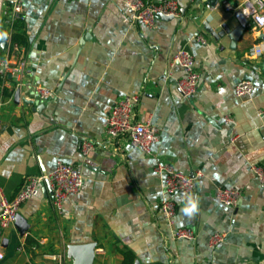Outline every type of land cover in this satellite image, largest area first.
<instances>
[{
    "label": "crops",
    "instance_id": "0c3cea01",
    "mask_svg": "<svg viewBox=\"0 0 264 264\" xmlns=\"http://www.w3.org/2000/svg\"><path fill=\"white\" fill-rule=\"evenodd\" d=\"M177 1L180 16L146 27L125 19V0H22V18L14 17L12 0H0V33L7 34L0 36V59L17 44L12 59L23 53L29 63L22 87L0 76V209L3 195L14 197L28 176L51 173L58 160L77 166L84 180L61 207L43 182L19 210L29 223L26 233L18 225L4 232L0 264H59L61 256L63 264H74L69 245L90 242L97 244L94 264H123L127 253L134 264H264V182L252 168L264 167V60L248 54L261 36L248 23L236 45L228 34L215 39L204 29L205 17L213 16L215 31L224 23L235 31L237 10L219 0L204 4V16L194 19L206 0H193L185 12L191 0ZM199 33L207 43L198 41ZM180 49L194 54L201 73L191 98L177 87L183 68L171 66ZM247 78L255 90L239 98L235 86ZM37 87L52 94L41 99ZM133 94L141 95L137 115L160 131L152 154L127 136L105 135V116ZM226 116L235 122L226 123ZM83 139L95 144L87 155ZM159 161L203 176L191 193L166 194ZM219 186L242 189V202H220L213 195ZM189 196L199 198L192 218L182 212ZM167 198L177 206L173 223L161 209ZM177 227H192L197 237L175 239ZM215 232L228 237L212 248Z\"/></svg>",
    "mask_w": 264,
    "mask_h": 264
},
{
    "label": "built area",
    "instance_id": "2783aa9c",
    "mask_svg": "<svg viewBox=\"0 0 264 264\" xmlns=\"http://www.w3.org/2000/svg\"><path fill=\"white\" fill-rule=\"evenodd\" d=\"M130 10V15L126 20L131 23H141L146 27H153L158 20V14L178 17L181 14L179 2L177 0H125ZM222 5L228 11L240 10L247 17L252 31L261 36L264 33V0H238L235 6L229 0H222ZM13 15L15 18H22V0H12ZM201 13V12H200ZM193 13V17L196 15ZM203 14V15H202ZM201 17L204 16V11ZM200 17V18H201ZM198 41L207 43V37L203 33L197 36ZM19 47L14 44L13 53L18 54ZM12 53V54H13ZM12 54L0 59V76L6 78L10 75L16 82L17 87L25 84L28 60L23 53L17 54L16 59H12ZM252 59L264 60V39L253 44L249 51ZM179 65L183 68L184 74L177 79V87L181 95L191 98L197 93L201 73L197 67L194 54L187 49H180L171 62V66ZM256 87L252 79H243L235 86V94L239 98H245L254 92ZM37 95L41 99H47L52 91L46 87H37ZM141 95H123L120 97L112 109L105 116L104 130L107 140H114L122 136H127L130 143L140 147L146 154H152V146L160 139L159 128L154 125L149 118L137 115V107ZM225 122L232 124L235 122L231 116L225 117ZM3 131L2 113L0 111V134ZM95 144L89 139L82 140V152L89 154L94 149ZM253 170L264 182V167L254 165ZM156 170L165 174L164 192L166 194L191 193L196 189L198 180L203 176L199 169L193 175H189L176 170L171 164L159 161ZM48 181L53 194V202L57 207H61L62 202L69 195L78 193L83 187L84 180L80 169L63 160H58L55 169L45 175H31L25 180L24 185L12 198L2 196L0 209V260L5 257L4 232L16 225V217L21 206L40 193L43 182ZM213 195L223 204L237 207L244 198V192L238 187H217ZM161 209L170 223H173L177 213L176 203L172 199H164ZM175 239L194 240L197 235L192 227H177L174 230ZM228 237L227 232H215L210 236L209 245L214 248L225 242ZM97 253V250H96ZM59 264H63V257L59 258ZM153 264H161L155 262Z\"/></svg>",
    "mask_w": 264,
    "mask_h": 264
},
{
    "label": "water",
    "instance_id": "95a60500",
    "mask_svg": "<svg viewBox=\"0 0 264 264\" xmlns=\"http://www.w3.org/2000/svg\"><path fill=\"white\" fill-rule=\"evenodd\" d=\"M218 2H219V0H206L205 3L202 2L200 6L195 8V11L197 14L193 18L198 19L201 17L202 12L204 11V4L207 5L208 7H215ZM192 3H193V0H191L188 3L187 8L182 9V11L185 12L192 5ZM234 15L240 23V26L235 31H231V29L229 28V26L226 23H224L222 25V27H223L222 30L215 31L213 29V27L210 25V22L213 18L212 15H207L205 17V19L203 21L204 29L207 32H209L215 39H219L220 37H223L225 34H228L231 37V39L233 40V45H236L237 40L239 39V37L242 35L243 31L248 26V19L243 14V12L240 10L235 11ZM158 19L172 20V19H174V17L159 13ZM261 39H264V33L261 35ZM5 44H6V42L4 43V45ZM261 70L264 73V61L261 65ZM16 100H19V93H16ZM16 225L20 226V231L22 234H25L29 228V223H28L27 219L22 217V215H20L19 213L16 217ZM96 245L97 244L95 242H90V243H85V244H77V245L71 244L68 247V256L72 257L74 259V264H94V260L96 257Z\"/></svg>",
    "mask_w": 264,
    "mask_h": 264
},
{
    "label": "clouds",
    "instance_id": "9594fccd",
    "mask_svg": "<svg viewBox=\"0 0 264 264\" xmlns=\"http://www.w3.org/2000/svg\"><path fill=\"white\" fill-rule=\"evenodd\" d=\"M7 35L6 33H0V36ZM219 178L218 176L216 177ZM182 212L185 216L192 218L199 212V198L196 196H189L187 198L184 207L182 208Z\"/></svg>",
    "mask_w": 264,
    "mask_h": 264
},
{
    "label": "trees",
    "instance_id": "16d2710c",
    "mask_svg": "<svg viewBox=\"0 0 264 264\" xmlns=\"http://www.w3.org/2000/svg\"><path fill=\"white\" fill-rule=\"evenodd\" d=\"M13 40L20 42L21 41L20 35L18 34L14 35ZM28 241H30V237L28 238ZM134 262L135 261L133 255L131 253H127L123 264H134ZM26 264H30V263H26Z\"/></svg>",
    "mask_w": 264,
    "mask_h": 264
},
{
    "label": "rangeland",
    "instance_id": "374dc122",
    "mask_svg": "<svg viewBox=\"0 0 264 264\" xmlns=\"http://www.w3.org/2000/svg\"><path fill=\"white\" fill-rule=\"evenodd\" d=\"M231 1L235 3V1H234V0H231ZM234 3H233V4H234Z\"/></svg>",
    "mask_w": 264,
    "mask_h": 264
}]
</instances>
